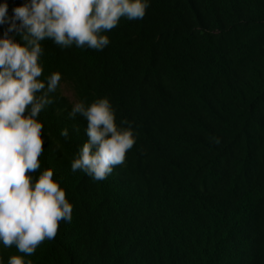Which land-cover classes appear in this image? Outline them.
Masks as SVG:
<instances>
[{"label":"trees","instance_id":"1","mask_svg":"<svg viewBox=\"0 0 264 264\" xmlns=\"http://www.w3.org/2000/svg\"><path fill=\"white\" fill-rule=\"evenodd\" d=\"M8 3L11 15L24 0ZM106 34L102 51L42 42L41 79L60 71L62 87L39 117L41 167L63 178L73 215L28 258L264 264V0H151ZM64 85L75 99L109 97L137 133L103 181L71 170L87 121L70 118Z\"/></svg>","mask_w":264,"mask_h":264},{"label":"clouds","instance_id":"2","mask_svg":"<svg viewBox=\"0 0 264 264\" xmlns=\"http://www.w3.org/2000/svg\"><path fill=\"white\" fill-rule=\"evenodd\" d=\"M150 6L151 0H24L9 15L8 0L0 3V26L7 25L0 34V248L20 253L6 261L0 253V264H34L28 257L73 215L63 178L41 167L50 134L39 117L62 87L60 71L41 79L42 42L102 51L110 44L106 33L122 18L143 19ZM69 116L87 121L88 137L71 161L72 172L107 179L125 161L137 133L127 121L117 122L107 96L76 99ZM60 135L67 138L68 129Z\"/></svg>","mask_w":264,"mask_h":264},{"label":"rangeland","instance_id":"3","mask_svg":"<svg viewBox=\"0 0 264 264\" xmlns=\"http://www.w3.org/2000/svg\"><path fill=\"white\" fill-rule=\"evenodd\" d=\"M64 91H65V94L72 100V101H75L76 99H75V96H74V93H73V91L70 89V87L69 86H67V85H64V89H63Z\"/></svg>","mask_w":264,"mask_h":264}]
</instances>
